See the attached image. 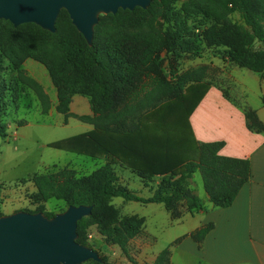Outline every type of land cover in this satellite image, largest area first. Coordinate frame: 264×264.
Returning a JSON list of instances; mask_svg holds the SVG:
<instances>
[{
  "label": "trees",
  "instance_id": "trees-1",
  "mask_svg": "<svg viewBox=\"0 0 264 264\" xmlns=\"http://www.w3.org/2000/svg\"><path fill=\"white\" fill-rule=\"evenodd\" d=\"M178 1L152 0L148 9L135 7L133 11L119 10L115 14L99 16L90 47L63 10L57 17L55 32L43 30L34 23L13 26L9 21L0 19V50L12 59L18 69L26 58L46 65L57 86L58 103L55 109L65 115V122L70 115L69 104L74 95L86 96L93 105V117L70 115L93 126L92 131L52 142L49 146L89 157L105 156L107 160L104 166L89 176L77 177L76 171L66 167L34 174L29 181L33 185V201L38 208L28 212L39 211L48 217L53 216L55 213L43 212L44 203L51 198L64 200L67 207L91 206V215L77 222L76 241L88 247V228L96 226L102 240L117 246L130 261L128 244L141 232L142 220L135 216L120 217L112 203L113 198L125 202L164 204L172 218L176 219L180 216L178 207L183 202H186L190 214L205 208L204 201L188 188L189 180L197 171L201 173L204 192L216 208L232 206L252 175L248 160L220 156L224 143L215 142L200 144L197 159L179 169L168 168L161 173H146L138 169L142 178L150 182L144 184L147 185L145 189L149 188L150 197L143 198L119 184L113 163L123 164L124 159L118 158L115 146L110 148L113 139L110 133H124L128 118L143 109H154L164 101L178 98L188 84L198 82L205 74L206 68L201 66L176 78L177 85L181 87H177L175 95L162 100L164 96H170L175 84L165 75L146 67V62L158 57L164 49L177 55L178 52L192 51L193 32L185 21H179L181 14L196 12L208 15L212 25L203 38L205 46L223 45L227 55L222 58L229 60L230 64L249 71L264 72V0H188L176 11L174 4ZM234 12L243 24L232 21L230 14ZM133 41L141 45L135 43L136 48L128 51V44ZM19 73L36 91L42 111L47 112L50 102L40 84L24 76L22 70ZM2 87L0 82V113L4 105ZM248 118L251 126L264 130L255 113L251 112ZM113 124L116 130L110 128ZM5 136L6 126L0 124V137ZM157 175L161 176L159 182L152 185ZM1 189L0 186V195ZM212 228L211 223L201 226L192 232L190 238L200 246ZM168 255L169 247H165L154 264H170ZM101 258L102 263L90 261L86 264H114L105 256Z\"/></svg>",
  "mask_w": 264,
  "mask_h": 264
},
{
  "label": "crops",
  "instance_id": "crops-1",
  "mask_svg": "<svg viewBox=\"0 0 264 264\" xmlns=\"http://www.w3.org/2000/svg\"><path fill=\"white\" fill-rule=\"evenodd\" d=\"M201 66L206 68L203 77L198 82L188 84L178 95V98L188 94L189 97H194L190 113L185 119L188 134L174 135L167 130L169 122L173 119L172 114L159 112L166 101L154 109H143L125 121L124 133H110L113 136L110 148L115 146L114 152L118 154V158L124 159L123 164L113 163V167H120L133 175H138L143 185L150 184L142 178L140 170L146 173H161L168 168L179 169L185 163L197 159L200 144L223 142L219 155L248 160L252 171L251 179L241 188L232 206L216 208L203 190L201 173L197 171L194 174L189 180L188 188L204 201L205 208L189 215L187 222L191 226L190 230L176 245L169 246V262L264 264V130L251 126L248 118L253 112L264 126V72L239 68L230 64L229 60L216 56L193 69ZM23 68L29 77L43 86L50 100L49 114L45 117L40 116L37 120L40 121L41 118L40 122L44 127L67 126L66 122L57 124L63 116L55 109L57 99L54 86L45 75L41 63L27 59L23 63ZM69 112L73 115L93 117L86 98L80 95H74L71 99ZM48 116L53 117L51 122L46 119ZM72 119L84 125L83 132L79 134L93 130V126L85 121L76 117ZM30 124L31 121L18 127L13 141L25 143L28 138L24 127ZM110 128L116 130L114 124L110 125ZM66 139L69 138L56 140L42 137L38 140L42 141H39L42 148L49 147L52 142ZM86 157L94 160V170L107 162L105 156ZM49 165L51 164L48 162L46 171L49 170ZM160 175L153 178L152 185L158 184ZM145 190L150 197L149 188ZM172 223L182 224L181 220ZM209 223L213 225V230L199 246L190 235ZM141 248L143 254L155 252L153 263L165 247L158 248L151 243H144Z\"/></svg>",
  "mask_w": 264,
  "mask_h": 264
},
{
  "label": "rangeland",
  "instance_id": "rangeland-1",
  "mask_svg": "<svg viewBox=\"0 0 264 264\" xmlns=\"http://www.w3.org/2000/svg\"><path fill=\"white\" fill-rule=\"evenodd\" d=\"M186 1L188 0H180L175 3V10L178 11ZM180 18L179 21H185L192 29L194 39L192 51L181 54L178 52L179 54L177 55L172 52H167L164 49L158 57L146 62V67L149 70L158 71L161 75L163 74L171 79V82L175 84V89L172 90L170 96L166 95L162 100L175 95L178 90L177 87H181L179 84L177 85L178 80L175 81L176 78H181L193 68L207 63L213 56L222 58L227 55L225 53L226 48L223 45L219 47H206L203 42L205 34L212 25V20L208 15L192 12L188 15L181 14ZM230 18L237 24H243L239 15L235 12L230 14ZM164 28L165 25L163 26V31L165 30ZM135 43L141 45L139 42H130L128 44V51L136 48ZM27 59L39 62L33 58H26L21 62L22 64H20L18 69L12 59L0 50V82L3 84L1 95L4 104L0 113V124L6 126V136L0 137V186L2 188L0 195V215L11 214L18 210L35 211L38 208L37 204L33 201L34 189L29 180L36 173H45L48 162L51 164L49 165V170L58 171L66 167L69 170L76 171L77 177L89 176L95 171V166L93 165L94 160L83 154L60 151L50 146L41 148L42 141L38 140L39 138L46 137L47 139L56 140L71 138L83 132L84 125L76 119L73 120L70 116L72 114L71 112L69 117L66 118L67 126L44 127L41 125V118L40 121L37 118L48 115L49 109L45 113L42 111L41 101L36 91L23 80L19 73V70H22L24 76L29 77L23 68V63ZM41 65L45 69V75L54 86L53 88L58 103L57 86L53 82L46 65L42 63ZM40 86L41 88L43 87L41 84ZM43 92L45 91L43 90ZM80 96L86 98L90 111L94 116L93 105L90 99L83 95ZM189 96L188 94L187 96H182V98L172 99L160 108L159 112L161 114H172L171 117L173 119L169 122L170 126L167 128L171 134H188L185 119H187L194 103V97ZM60 115L63 116V120L61 118V121L58 120L57 124L59 122L65 123V115ZM46 119L51 122L53 117L48 116ZM29 121L32 124L24 127L26 128L25 134L28 140L25 143L13 141L17 128ZM114 168L118 172L121 182L119 184L121 186H124L129 191H135L138 195L143 196V198L149 196V193L145 190L147 185H143L138 175H133L130 171L123 170L120 167ZM112 203L120 217L135 216L142 220L141 232L128 244V254L132 261L127 259L117 246L105 243L96 226L88 228V233L93 234L91 239L86 240L88 247L96 251L100 257L105 256L114 264H154L155 261L152 263V258L155 252L153 251L152 254L144 252L143 254L141 245L151 243L152 246L156 245L158 248L169 247L171 243L185 236L191 227L187 219L192 214L188 212L186 202H183L178 207L180 216L176 219L172 218L170 212L165 210L164 205H146L137 201L125 202L119 198H113ZM66 209L67 203L64 200H55L54 198L49 199L43 205L44 213L60 214ZM180 220L182 224L177 225L172 223L173 221ZM139 256L144 257L142 258L143 260L139 259Z\"/></svg>",
  "mask_w": 264,
  "mask_h": 264
},
{
  "label": "water",
  "instance_id": "water-1",
  "mask_svg": "<svg viewBox=\"0 0 264 264\" xmlns=\"http://www.w3.org/2000/svg\"><path fill=\"white\" fill-rule=\"evenodd\" d=\"M152 0H0V19L13 26L34 23L55 32L63 10L71 23L92 45L99 16L119 10L148 9ZM92 207L68 206L51 217L18 210L0 215V264H86L103 260L93 249L76 241L77 222L91 215Z\"/></svg>",
  "mask_w": 264,
  "mask_h": 264
},
{
  "label": "built area",
  "instance_id": "built-area-1",
  "mask_svg": "<svg viewBox=\"0 0 264 264\" xmlns=\"http://www.w3.org/2000/svg\"><path fill=\"white\" fill-rule=\"evenodd\" d=\"M92 235H93L92 233H88L87 234V239H91L92 238Z\"/></svg>",
  "mask_w": 264,
  "mask_h": 264
}]
</instances>
